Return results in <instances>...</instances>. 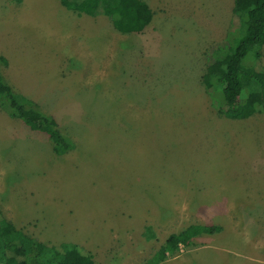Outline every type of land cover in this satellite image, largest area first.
I'll return each mask as SVG.
<instances>
[{
    "label": "rangeland",
    "instance_id": "1",
    "mask_svg": "<svg viewBox=\"0 0 264 264\" xmlns=\"http://www.w3.org/2000/svg\"><path fill=\"white\" fill-rule=\"evenodd\" d=\"M136 1L141 33L62 0H0L1 74L75 143L58 156L0 102V207L94 264H138L189 223L222 230L159 264H264V111L220 117L201 80L208 51L240 34L234 0ZM261 49L241 66L262 77Z\"/></svg>",
    "mask_w": 264,
    "mask_h": 264
},
{
    "label": "trees",
    "instance_id": "2",
    "mask_svg": "<svg viewBox=\"0 0 264 264\" xmlns=\"http://www.w3.org/2000/svg\"><path fill=\"white\" fill-rule=\"evenodd\" d=\"M62 1L67 9L78 14L106 16L112 26L122 33H141L146 25L145 20L139 18V3L136 0ZM232 12L233 27L239 28L240 34L233 41L226 39L216 43L208 51L201 80L216 114L241 120L264 111V76H259L253 67L241 66L248 53L252 52L256 58L262 55L264 0H234ZM227 53L240 60V65L232 62L224 64ZM9 83L0 72V102L8 108L9 115L42 126L58 156L71 152L75 143L62 131L55 116ZM146 230L149 231V227ZM221 230L219 224L189 223L178 231L170 232L163 243L138 264H159L168 257L176 256L181 245L195 246L197 238ZM147 234L148 239L155 235L151 231ZM93 256L90 250L77 242L51 246L21 228L11 226L0 207V264H94Z\"/></svg>",
    "mask_w": 264,
    "mask_h": 264
},
{
    "label": "crops",
    "instance_id": "3",
    "mask_svg": "<svg viewBox=\"0 0 264 264\" xmlns=\"http://www.w3.org/2000/svg\"><path fill=\"white\" fill-rule=\"evenodd\" d=\"M48 244H49V243H48ZM167 260H168V258H167L166 260H164V261H167ZM164 261H163V262H164ZM160 263H162V262H160Z\"/></svg>",
    "mask_w": 264,
    "mask_h": 264
},
{
    "label": "built area",
    "instance_id": "4",
    "mask_svg": "<svg viewBox=\"0 0 264 264\" xmlns=\"http://www.w3.org/2000/svg\"><path fill=\"white\" fill-rule=\"evenodd\" d=\"M180 247H182V245Z\"/></svg>",
    "mask_w": 264,
    "mask_h": 264
}]
</instances>
